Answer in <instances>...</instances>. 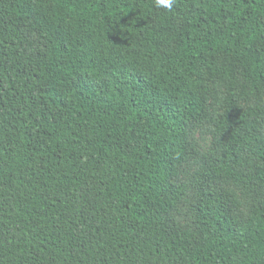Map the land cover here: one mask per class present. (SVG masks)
Here are the masks:
<instances>
[{
    "label": "trees",
    "instance_id": "trees-1",
    "mask_svg": "<svg viewBox=\"0 0 264 264\" xmlns=\"http://www.w3.org/2000/svg\"><path fill=\"white\" fill-rule=\"evenodd\" d=\"M203 69L222 145L169 225ZM237 87L264 92V0H0V264H264V131ZM219 181L260 193L244 220Z\"/></svg>",
    "mask_w": 264,
    "mask_h": 264
},
{
    "label": "rangeland",
    "instance_id": "rangeland-1",
    "mask_svg": "<svg viewBox=\"0 0 264 264\" xmlns=\"http://www.w3.org/2000/svg\"><path fill=\"white\" fill-rule=\"evenodd\" d=\"M203 69L204 81L208 88L207 109L210 112L207 118L188 123V159L182 165L179 174L171 180V183L180 188L181 197L176 200L175 206L168 214L169 225L189 227L191 225V203L196 201L195 176L205 157L220 151L222 136L217 132V118L225 109L224 98L226 88L222 82L212 79ZM248 88V87H247ZM235 96L238 97L242 109H253L256 119L261 122L264 131V92L249 93L247 89L237 87ZM212 192L219 193L222 200L230 210L232 216L242 221L249 214L253 202L260 200V193L252 189H245L232 181H219L208 187Z\"/></svg>",
    "mask_w": 264,
    "mask_h": 264
},
{
    "label": "clouds",
    "instance_id": "clouds-1",
    "mask_svg": "<svg viewBox=\"0 0 264 264\" xmlns=\"http://www.w3.org/2000/svg\"><path fill=\"white\" fill-rule=\"evenodd\" d=\"M157 7H163L164 9L171 11L177 3V0H154Z\"/></svg>",
    "mask_w": 264,
    "mask_h": 264
}]
</instances>
